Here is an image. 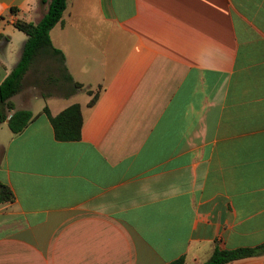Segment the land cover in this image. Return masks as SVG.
Instances as JSON below:
<instances>
[{"label": "crops", "instance_id": "1", "mask_svg": "<svg viewBox=\"0 0 264 264\" xmlns=\"http://www.w3.org/2000/svg\"><path fill=\"white\" fill-rule=\"evenodd\" d=\"M45 0H0V82ZM0 137V264H200L264 242V0H68ZM41 100V102H38ZM78 102L80 137L51 115ZM7 125L6 122H3ZM226 264H264V254Z\"/></svg>", "mask_w": 264, "mask_h": 264}, {"label": "trees", "instance_id": "2", "mask_svg": "<svg viewBox=\"0 0 264 264\" xmlns=\"http://www.w3.org/2000/svg\"><path fill=\"white\" fill-rule=\"evenodd\" d=\"M67 1L45 0L46 11L36 23L25 19L14 22L15 28L25 32L27 37L22 45L18 61L9 74L0 82V124L8 118L7 126L14 134L21 132L32 120L33 115L27 108L16 109L11 97L21 90L25 74L31 69L39 56H49L55 59V72L60 79L70 82L71 92L83 88L91 94L92 96L88 102L89 106L93 105L98 97L100 87L93 91L83 87L82 82L74 81L66 68L63 53L51 42L48 31L55 23L60 21ZM47 110L48 108L45 105L41 112L49 117L56 140L73 141L80 137L82 114L78 102L67 106L56 115L49 114ZM10 192L11 190L7 185L0 183V201L11 200L13 197ZM261 254H264V242L255 246L237 248H219L215 246L210 257L200 264H226L241 259V257ZM167 264H184V258L181 256Z\"/></svg>", "mask_w": 264, "mask_h": 264}, {"label": "rangeland", "instance_id": "3", "mask_svg": "<svg viewBox=\"0 0 264 264\" xmlns=\"http://www.w3.org/2000/svg\"><path fill=\"white\" fill-rule=\"evenodd\" d=\"M28 77H26V80H24L23 84H26L27 82L29 83L30 81H28ZM38 102H41V100H38ZM4 132L6 133H10V130L8 128V126L4 123L0 124V137H3Z\"/></svg>", "mask_w": 264, "mask_h": 264}, {"label": "water", "instance_id": "4", "mask_svg": "<svg viewBox=\"0 0 264 264\" xmlns=\"http://www.w3.org/2000/svg\"><path fill=\"white\" fill-rule=\"evenodd\" d=\"M5 122H6V123L8 122V118L5 120Z\"/></svg>", "mask_w": 264, "mask_h": 264}]
</instances>
